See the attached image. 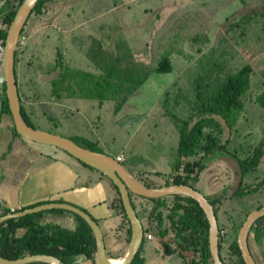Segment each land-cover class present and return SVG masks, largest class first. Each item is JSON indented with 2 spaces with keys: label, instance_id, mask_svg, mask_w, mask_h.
Returning a JSON list of instances; mask_svg holds the SVG:
<instances>
[{
  "label": "rangeland",
  "instance_id": "374dc122",
  "mask_svg": "<svg viewBox=\"0 0 264 264\" xmlns=\"http://www.w3.org/2000/svg\"><path fill=\"white\" fill-rule=\"evenodd\" d=\"M76 1L57 0L50 4L48 14L38 20L33 17L20 36L23 41L21 47H18L19 89L27 110L33 112L30 114V121L37 129L69 138L115 159L121 154V164L141 183L152 185L156 182L161 185L163 182L164 185L174 173L173 166L177 158L182 122L192 114L199 117L197 107L203 101L197 100L196 88L198 87V93L207 99L218 92L223 80L249 64L253 74L241 100L242 109L233 111L230 118L231 137L233 146H241L245 151L264 140V0H255L257 3L253 6H249L252 0H238L234 3L227 0L226 6L225 0H191L211 3L196 5L203 8L205 16L189 21L187 25L191 24L192 28L205 25L208 21L204 20L208 17L214 23L211 24L217 26V33L224 29L226 35H215L216 30L211 28L208 38H205L210 42L208 45L200 37L195 44H190L192 40L187 41L186 37H169L172 42L184 40L187 43L181 55L174 52L163 55V59L169 60L171 57H177L171 61V71L162 74L155 71L158 62L162 60V56L158 54L159 58L152 63L154 69L143 70L146 73L145 79L140 80L136 90L135 85H132L129 89L131 92L125 93L129 95L124 100H118L119 97L122 98L121 93L118 96L112 91L102 93L93 79L85 80L86 85L91 80L95 82V86H90L85 94L78 93V96L73 95V98L64 102L51 100L50 85L42 78L43 74L53 71L57 59L56 52L64 61L67 56L72 58L73 67L90 70L92 64H89V61L95 56V46H106L104 40H108L113 33V14L109 9L116 0H82L70 8ZM159 4L160 0H139L131 5L127 10V14L132 16L130 31L137 30L136 26L140 27L145 23L141 16L159 13ZM169 5H173L170 7L171 11L178 6V13H185L186 17L194 11L192 5L184 0H172L171 3L168 1L163 7ZM152 6L155 8L151 12ZM244 7H247V11ZM120 13L122 10L118 12ZM170 13L166 8L163 9V15ZM173 21H176L174 17L163 22V33L173 29ZM185 24L186 22H183L181 26L184 27ZM0 28L5 26L0 24ZM74 38L80 41L76 39L77 43L74 42L70 46ZM67 40L70 43L67 46L68 52L65 46ZM154 40L155 38L152 44ZM179 42H174V45H179ZM26 45L28 49L23 52ZM197 49L199 54H196ZM191 59L192 62L188 61ZM30 61L33 65L28 64ZM137 81L133 80V83ZM118 102H121V106L115 109ZM220 158L221 156H217L211 161L199 174L197 181L188 182L211 201L225 193L226 197L222 199L216 217L219 228L225 221L227 243L234 239L230 229L232 224L239 222L245 213L254 211L258 205L264 206V157L258 169L248 174L242 184L244 186L246 183L258 181L263 185L262 189L249 196L233 199L228 198V194L230 195L229 188L232 189L237 182L235 168ZM135 207L138 210L136 204ZM46 217L48 216L45 215L42 219L43 222L60 225L69 230L75 229L74 221ZM113 223L112 230L117 234L110 239L106 235L107 230L103 222L98 221L105 233L107 256L122 255L126 248L120 241L121 233L120 229H117V219ZM252 235L253 233L249 237V245ZM156 242L144 239L143 249L139 254L144 264H190L187 256L183 259L178 253L165 255ZM224 245L222 257L226 255ZM256 263L263 264L260 260Z\"/></svg>",
  "mask_w": 264,
  "mask_h": 264
},
{
  "label": "trees",
  "instance_id": "16d2710c",
  "mask_svg": "<svg viewBox=\"0 0 264 264\" xmlns=\"http://www.w3.org/2000/svg\"><path fill=\"white\" fill-rule=\"evenodd\" d=\"M55 1L57 0H39L24 27L27 24L29 26L28 22L33 17L37 20L45 17L50 11L48 8L49 5ZM81 1L82 0H77L75 3L71 4L70 8L78 5ZM22 2L23 0H0V24L5 26V28H0V42L3 44L9 24L13 20L17 9ZM23 31L24 28L22 29V33ZM60 37L62 36L60 35ZM74 39H72L70 46H72L74 42L75 44L77 43L76 39L79 40L78 38ZM22 41L23 38H19L18 47H21ZM58 42L61 43L60 38H58ZM69 44L70 43L67 40L65 45L67 52V46H69ZM18 47L15 52V78L19 93L18 61L20 53ZM27 49L28 46L26 45L22 51L24 52ZM56 54L57 59L55 60L56 64H54L53 71L43 74L44 77L42 78L50 85L49 98L51 100L64 102L65 100L73 98V95L78 96L79 94H85V91L89 89L90 86H95L93 80H96L97 88H100L102 93L112 91L115 96H118L119 93H121L123 94L122 98L119 97L118 100H124L125 97L129 95L125 93L131 92L129 90L131 86L135 85L134 90H136L140 85V80L145 79L136 78V76L139 77V69L135 70L134 78L132 77L130 80H126L125 78L123 80H112L111 74L113 72L111 69L97 68L96 64L92 62L89 63L92 64V72L91 69L84 68L81 70L80 68L73 67L72 58L69 59L67 56V58L65 57L67 60L64 61V59L58 55V52H56ZM28 64L33 65V62L30 61ZM98 71L100 74H98ZM155 71L159 74L171 71L170 61L167 59L159 61L155 67ZM252 74V67L249 64L244 65L225 80H221L222 82L220 81L221 84L218 92L209 96L207 99H204L205 96H201V94L198 93L199 88H196L197 100L200 102L203 101L197 107L199 117H195V115L192 114L188 119L182 122L183 124L179 134L177 148V158L173 166L174 173L164 183L165 186L174 184L186 185L194 188L188 181H197L199 174L205 169V167L217 156H221L220 159L233 165L232 167L235 168V174L239 181L236 187H233L232 189L229 188L230 195H228L230 199L243 198L252 193L258 192L260 188L262 189L263 185L258 181H255V183H246L244 186H242V184L248 174H251L258 169L264 157V140L258 145L252 146V148L245 151L241 146H233L231 137L232 130L230 118L233 111L242 109L243 103L241 100L250 84ZM144 77H146V73ZM88 79L93 80L86 85L85 80ZM133 80L138 81L134 84ZM19 102L21 114L25 122L29 126L36 128L30 121V114L33 112L27 110L22 99V94L21 96L19 95ZM120 106L121 102H118L115 109L120 108ZM7 116L9 117L8 119L6 118ZM1 123H5L4 125L6 128L10 129L15 136H19L15 131L12 122L5 87L0 89V125ZM74 142L81 147L96 151L91 147L80 145V143H77L76 141ZM237 143H239V141H237ZM83 165L92 168L86 164ZM105 178L108 180L106 176ZM108 182L118 194L117 188L109 180ZM225 197V193H223V196L214 201L207 199L213 206L215 215L216 211L220 210L222 199ZM116 206L125 223L128 225L126 238L128 244L131 237V226L123 209L120 197L117 200ZM160 206L168 213L166 218L170 222L169 227H166L168 224L167 219L163 218V238L172 237L173 241L177 243L178 247L183 251H194L195 255L192 258L193 264H213L208 243L209 225L198 203L190 197L174 195L170 196L169 201L164 198L163 205ZM261 207L263 206L258 205L255 210L260 209ZM7 212L8 211L0 212V217L5 216ZM47 214L70 215L73 217L75 229L69 230L60 225L43 222V216ZM247 215L248 213H245L244 217H242L239 222H234L230 227L234 234V239L231 242L226 243L225 240L227 235L224 225L225 221L222 222L221 228H219L218 225V230H224L225 233L223 237H219V255L223 264H245L237 245V233ZM18 230H24V234L21 237L16 236ZM255 231L264 234V217L259 218L254 223L249 235ZM223 245L224 251L226 250V255L222 257L221 251ZM142 249L143 247L141 246L131 264H144L143 260L139 257ZM163 251L165 255L178 253L183 259L185 258V256L178 252L173 243L170 242L163 243ZM37 254L57 257L64 264H98L96 243L92 230L80 216L71 211L62 209H52L29 214L23 217L9 219L0 224V257L7 260H16L26 255ZM123 256L124 253L116 256L110 255L108 258L121 260ZM32 264L47 263L39 262Z\"/></svg>",
  "mask_w": 264,
  "mask_h": 264
},
{
  "label": "crops",
  "instance_id": "0c3cea01",
  "mask_svg": "<svg viewBox=\"0 0 264 264\" xmlns=\"http://www.w3.org/2000/svg\"><path fill=\"white\" fill-rule=\"evenodd\" d=\"M137 1L139 0H116V3L111 6L109 10L113 14L111 19L113 33L108 40L103 39L106 46L102 44L101 46H95V56L91 57L89 61V63L94 62L97 68L111 69L113 72L111 74L112 80H123L124 78L130 80L132 77L134 78L135 70L139 69L141 71L139 70V77L136 76V78L144 79L145 73H142L143 70L152 69V63L159 58H157L158 54L162 56L161 59L163 60V55L167 52H174L179 55L183 53V48L187 43L184 40L172 42L170 38L186 37L187 41L192 40L190 44H195L199 37L204 40L206 37L208 38L211 28L217 29V26L213 25L214 23L208 17L204 20V22L208 21L205 25H199L195 28H192L191 24L187 25L189 21L205 16L203 8H198L196 5L204 6V4L211 3V1L202 3L200 1L184 0L189 2L193 7L192 9H194L193 12L188 13L190 16L186 17L185 13H178L180 11V9H177L178 6L172 11L170 7L173 5L163 7L164 4H168V1L171 3L172 0H160L159 13L151 16H141L142 21H145V23L140 27L136 26L137 30L130 31L132 16L127 14V10ZM228 1L234 3L238 0ZM225 3L224 6L227 5V0H225ZM249 3V6H253L257 2L252 0ZM154 8L152 6L151 12ZM165 8L171 12L167 16L163 15V9ZM243 9L247 11V7ZM121 10L122 13L118 14ZM104 14L105 12L102 13L103 17ZM172 17L176 19V21H173V29L163 33V22ZM183 22H186L184 27L181 26ZM219 29L220 27H218ZM183 30L190 32H180ZM224 31L223 29L217 33L216 30L214 34L226 35V31L223 34ZM153 38H155L154 44H152ZM174 42H179V45H174ZM205 44L208 45L210 42L205 40ZM101 48L103 49L98 51ZM199 52V49H197L196 54ZM173 59L175 60L177 57H171L170 60H167L172 63ZM193 60H195V57H193ZM188 61L192 62V59ZM98 74H100L99 71ZM4 124L1 123L0 125V212L8 211L7 214H9L50 203L68 204L84 210L97 223L99 220L102 221L107 230L106 235L110 239L117 234V232L114 234V230H112L113 221L117 219V229L119 228L121 233L120 241L122 245H126L123 252L125 255L129 244V242L128 244L126 242L128 225L116 206L119 196L105 176L97 169L83 165L62 150L28 142L19 136H15ZM117 156H121V154ZM146 186L161 187L165 185H163V182L161 185L153 182L152 185ZM132 197L133 203L138 207V210L135 209L137 214H140L138 215L139 218H142L143 222L146 221L147 208L150 207L151 202L135 195H132ZM228 198H230L229 195ZM167 199L169 201L170 197H165V200ZM47 216V219L57 217L60 220L73 221V217L70 215L47 214ZM102 233L104 236L103 230ZM23 234L24 230H18L16 236L21 237ZM251 238V244L248 243L249 250L255 261L260 260L264 264V234L255 231ZM156 244L158 245L157 242Z\"/></svg>",
  "mask_w": 264,
  "mask_h": 264
},
{
  "label": "water",
  "instance_id": "95a60500",
  "mask_svg": "<svg viewBox=\"0 0 264 264\" xmlns=\"http://www.w3.org/2000/svg\"><path fill=\"white\" fill-rule=\"evenodd\" d=\"M38 1L39 0H23L21 5L18 7L15 16L6 31L4 51L0 63V89L5 87L12 122L19 137L28 142L52 146L66 152L81 163L100 171L117 188L123 209L131 226V238L121 264L132 263L143 244L144 238L142 222L132 204L131 195L147 199L150 202H157L160 198L174 195H183L195 200L202 209L209 225L208 243L213 264H223L219 255L218 221L215 211L207 198H205V196L195 188L186 185L174 184L161 187H148L132 176L131 173L128 172L125 167L121 163L117 162V160L112 156L86 149L79 146L69 138L33 128L25 122L21 114L19 93L15 78V52L18 47L22 29L24 28L26 21ZM238 183L239 181L237 180L234 187H236ZM52 209L68 210L80 216L92 230L96 243L98 264H110L111 259L107 256L104 236L100 226L91 217V215L77 207L68 204H43L31 209L13 212L2 216L0 217V224L9 219L19 218L29 214ZM261 217H264V206L260 209L251 211L246 216L237 233V245L245 264H257L249 250L248 236L254 223ZM174 244L178 252L183 256H187L190 264H193L192 256L195 255V252L183 251L176 243ZM39 262L47 264H64L59 258L45 254L26 255L16 260H7L0 257V264H32Z\"/></svg>",
  "mask_w": 264,
  "mask_h": 264
},
{
  "label": "flooded vegetation",
  "instance_id": "af4514ba",
  "mask_svg": "<svg viewBox=\"0 0 264 264\" xmlns=\"http://www.w3.org/2000/svg\"><path fill=\"white\" fill-rule=\"evenodd\" d=\"M21 94H22V92L19 91L20 96H21ZM162 199H164V198L158 199L157 202L151 201L150 207L147 208V210H148L147 211L148 214L146 216L147 220L145 219L146 221L143 222L142 218L140 219V220H142L141 222H142V226H143V230H144V235L145 234L150 235L151 240L157 241V243L161 247V250H163V243H167V242L173 243L174 247H176L174 244L175 242L173 241L172 237L163 238V218L167 219L166 217H167L168 213L166 211H164L163 207L160 206V204L163 203ZM161 200H162V202H161ZM131 201H132V204L135 206V204L133 203L132 195H131ZM138 215H139V213H138ZM159 218H160V220H159ZM167 223L168 224L166 227H169L170 222L168 219H167ZM144 239H143V243H144ZM171 239H172V241H171Z\"/></svg>",
  "mask_w": 264,
  "mask_h": 264
},
{
  "label": "built area",
  "instance_id": "2783aa9c",
  "mask_svg": "<svg viewBox=\"0 0 264 264\" xmlns=\"http://www.w3.org/2000/svg\"><path fill=\"white\" fill-rule=\"evenodd\" d=\"M3 51H4V44L0 42V63L2 60V56H3ZM117 162L121 163L123 161V157L122 156H117L116 157ZM1 204V201H0ZM224 230H218V237H223L224 236ZM144 238H146L147 240H151V236L150 235H144Z\"/></svg>",
  "mask_w": 264,
  "mask_h": 264
},
{
  "label": "bare ground",
  "instance_id": "6f19581e",
  "mask_svg": "<svg viewBox=\"0 0 264 264\" xmlns=\"http://www.w3.org/2000/svg\"><path fill=\"white\" fill-rule=\"evenodd\" d=\"M121 263H122V259L121 260H114V259L110 260V264H121Z\"/></svg>",
  "mask_w": 264,
  "mask_h": 264
}]
</instances>
